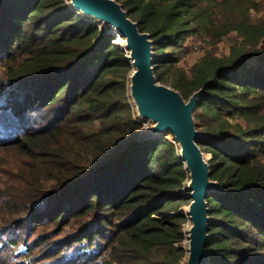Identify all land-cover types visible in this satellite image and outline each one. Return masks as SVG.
<instances>
[{"label": "trees", "instance_id": "16d2710c", "mask_svg": "<svg viewBox=\"0 0 264 264\" xmlns=\"http://www.w3.org/2000/svg\"><path fill=\"white\" fill-rule=\"evenodd\" d=\"M67 1L0 0V264H185L180 148L141 139L128 53ZM117 1L151 34L158 81L186 99L204 88L199 145L222 186L209 264H264V21L250 17L264 0ZM233 32L228 55L179 67L191 37Z\"/></svg>", "mask_w": 264, "mask_h": 264}, {"label": "water", "instance_id": "95a60500", "mask_svg": "<svg viewBox=\"0 0 264 264\" xmlns=\"http://www.w3.org/2000/svg\"><path fill=\"white\" fill-rule=\"evenodd\" d=\"M72 8L90 20L115 30L125 38L126 53L133 66L129 92L138 118L153 125L150 137L173 134L180 148V157L189 172L187 190L192 200L187 207L189 225L186 227V264H209L210 241L209 198L213 192H222V186L212 180L210 163L199 142L208 134L197 128L196 112L204 88L189 99L170 85L158 81L155 74L154 40L151 34L140 31L138 22L117 0H69ZM118 38V37H117ZM211 159V158H210Z\"/></svg>", "mask_w": 264, "mask_h": 264}, {"label": "rangeland", "instance_id": "374dc122", "mask_svg": "<svg viewBox=\"0 0 264 264\" xmlns=\"http://www.w3.org/2000/svg\"><path fill=\"white\" fill-rule=\"evenodd\" d=\"M67 3H70V1H67ZM250 17H251V20L253 23L262 22V21H264V10L259 11V12L251 11ZM112 32H114L113 29H112ZM118 39L120 40V38H117V40ZM123 39H125V38H123ZM237 39L239 40L236 32H233L230 35L224 37L223 40L221 42H219L218 44H212L210 41V38H208L207 35L202 36V37L193 36L185 44L184 56L181 59L179 67L183 68L186 72L190 71L191 68L193 67V65L196 62H198L204 55H206L207 52H213L217 56H226L230 53V48L232 47L233 44H235ZM121 41L122 40H120V42ZM121 45L123 47L122 42H121ZM3 72H4V68H3L2 64H0V77L3 76ZM132 104H133V102H132ZM136 121H137V123H140L143 126L144 136L141 139L149 138L150 137L149 130L151 129L153 124L149 121L141 120L137 116H136ZM168 138L172 139V136L170 135V136H168ZM4 160H5L4 156L0 155V164H2V162ZM186 209H187V207L183 208L184 211H186ZM188 225H186V227ZM67 229L70 231L72 229V227H69ZM186 243H187V234H186V240L181 244V246L186 247ZM14 250H15L14 262L19 263V262L24 261V260L25 261L29 260L26 257L27 252H26V247L24 244H20V245L14 247Z\"/></svg>", "mask_w": 264, "mask_h": 264}, {"label": "bare ground", "instance_id": "6f19581e", "mask_svg": "<svg viewBox=\"0 0 264 264\" xmlns=\"http://www.w3.org/2000/svg\"><path fill=\"white\" fill-rule=\"evenodd\" d=\"M114 33L117 35L118 38H120V40H122V44H123V48L126 50V45H125V40H123L120 35L114 30ZM186 246H187V243H186Z\"/></svg>", "mask_w": 264, "mask_h": 264}, {"label": "built area", "instance_id": "2783aa9c", "mask_svg": "<svg viewBox=\"0 0 264 264\" xmlns=\"http://www.w3.org/2000/svg\"><path fill=\"white\" fill-rule=\"evenodd\" d=\"M187 190V188L186 189H184V191H186Z\"/></svg>", "mask_w": 264, "mask_h": 264}]
</instances>
